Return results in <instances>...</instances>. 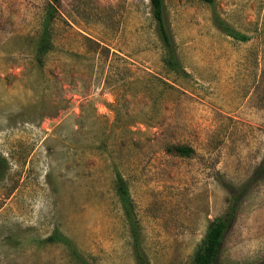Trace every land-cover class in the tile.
<instances>
[{"label": "rangeland", "instance_id": "374dc122", "mask_svg": "<svg viewBox=\"0 0 264 264\" xmlns=\"http://www.w3.org/2000/svg\"><path fill=\"white\" fill-rule=\"evenodd\" d=\"M164 5L178 71L149 0H0V264H138L118 177L148 264H192L234 201L218 264H264V0H215L244 40Z\"/></svg>", "mask_w": 264, "mask_h": 264}, {"label": "trees", "instance_id": "16d2710c", "mask_svg": "<svg viewBox=\"0 0 264 264\" xmlns=\"http://www.w3.org/2000/svg\"><path fill=\"white\" fill-rule=\"evenodd\" d=\"M57 1V0H55ZM208 4L212 9L213 23L221 29L225 34L235 39L244 40L245 37L230 27L219 15L215 12V0H200ZM150 11L154 21L155 33L163 50V62L172 69L178 71L180 69L174 40L168 25L165 14L164 0H149ZM52 21L49 17L46 20L42 33L39 39V49L43 53L51 49L50 44V29L48 24ZM167 151L177 153L183 156H189L193 153V149L186 145H173L167 147ZM4 165V159L0 156V168ZM264 166V163H263ZM261 167L260 170L264 169ZM260 174V173H259ZM258 176V174H256ZM115 193L120 201L123 212L127 218L130 232L132 235L133 245L135 249V257L138 264H148L141 252L139 245V233L134 216L132 215V201L130 200L125 181L118 177L115 183ZM236 201H234L227 211L220 217L212 220L208 229L201 241L200 246L195 252L192 264H218L219 254L221 250L222 240L225 232L230 227L235 217Z\"/></svg>", "mask_w": 264, "mask_h": 264}]
</instances>
